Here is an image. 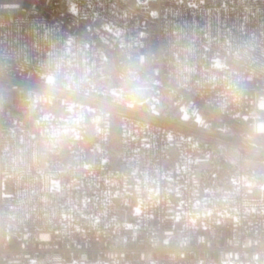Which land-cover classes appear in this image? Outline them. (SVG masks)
<instances>
[{"label":"built area","instance_id":"1","mask_svg":"<svg viewBox=\"0 0 264 264\" xmlns=\"http://www.w3.org/2000/svg\"><path fill=\"white\" fill-rule=\"evenodd\" d=\"M253 164L264 0H0V264H264Z\"/></svg>","mask_w":264,"mask_h":264},{"label":"clouds","instance_id":"2","mask_svg":"<svg viewBox=\"0 0 264 264\" xmlns=\"http://www.w3.org/2000/svg\"><path fill=\"white\" fill-rule=\"evenodd\" d=\"M91 109L86 102L70 99L64 102V115L59 126L51 129V136L58 138L75 134L79 127L86 121Z\"/></svg>","mask_w":264,"mask_h":264},{"label":"trees","instance_id":"3","mask_svg":"<svg viewBox=\"0 0 264 264\" xmlns=\"http://www.w3.org/2000/svg\"><path fill=\"white\" fill-rule=\"evenodd\" d=\"M113 70V69H112ZM252 167L259 173H262L264 175V166L261 164H253ZM261 181L263 182L264 180L261 179Z\"/></svg>","mask_w":264,"mask_h":264}]
</instances>
